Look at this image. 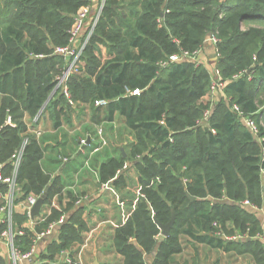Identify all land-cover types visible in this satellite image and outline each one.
I'll return each instance as SVG.
<instances>
[{
	"label": "trees",
	"instance_id": "obj_1",
	"mask_svg": "<svg viewBox=\"0 0 264 264\" xmlns=\"http://www.w3.org/2000/svg\"><path fill=\"white\" fill-rule=\"evenodd\" d=\"M92 3L0 0V162L9 174L11 155L27 135L16 177L19 200L48 187L46 204L58 197L61 207L18 238L23 250L63 214L69 217L40 260L54 262L83 242L88 229L84 207L77 208L82 195L68 190L70 200L63 203L75 159L64 144L48 147L36 138L25 115L49 103L59 128L71 123L75 105L88 104L92 125L120 117L128 132L125 155L121 147L106 149L97 167L100 186L110 184L122 200L131 198L130 214L114 236L122 264H177L189 239L264 264V218L252 210H264V0H106L81 72L67 81L70 97L53 94L55 76L67 67L55 50L69 43L77 12ZM244 21H250L247 28ZM212 35L219 39L215 68L224 87L207 101L213 78L194 56ZM8 116L15 125L5 124ZM243 117L256 122L257 135ZM64 159L70 161L59 171ZM131 169L137 195L125 191ZM173 214L170 235L163 236L158 222L169 223ZM238 234L247 237L227 239ZM0 264H9L1 254Z\"/></svg>",
	"mask_w": 264,
	"mask_h": 264
},
{
	"label": "crops",
	"instance_id": "obj_2",
	"mask_svg": "<svg viewBox=\"0 0 264 264\" xmlns=\"http://www.w3.org/2000/svg\"><path fill=\"white\" fill-rule=\"evenodd\" d=\"M92 1L91 12H95L99 0ZM242 25L243 28H247L250 25V21H244L242 22ZM208 38L203 46L197 51L196 60L203 63L210 72L215 68L213 64L216 60V52L214 44ZM102 47L105 49L106 47L103 45L100 46L102 58L106 59L107 49L106 52H103ZM206 100L213 101L214 95L210 93L206 97ZM86 106L87 107L83 108L81 105V107L77 108L80 111L79 114L78 112L75 113L76 108L74 109L71 115L70 124L62 121L63 125L59 128H55L54 117H52L51 112L49 111L48 116H44L38 126L42 130V137L46 146L52 147V145L58 143L64 144L69 154H72L71 159H75V162L71 163L72 166H74V169L72 168L70 173V180H68L70 183H68V187L64 189L63 203L66 204L70 200L66 194L68 190H72L75 193H80L82 195L81 200L77 202V204H79L77 208L79 206L84 207L82 219H84L88 227L87 230L82 232L84 241L87 239V246L82 253L83 264H96V262H98L97 264H122L123 257L117 252L116 247L114 246V236L119 223L124 222L125 218L130 214L129 211L131 205H128V201L131 198L128 197L125 200H122V194H120L113 186L110 185L109 188H103V185L100 186L98 184L99 174L97 167L99 163L104 160L107 153L104 152L103 154L100 150L101 135L98 134L99 130L101 127H107V125L110 126V130H114L117 125L124 127V120L118 117L112 124L104 123L98 126L92 125L90 117L91 109L88 104ZM24 121L29 127L32 125L31 117L27 114L25 115ZM13 125H15V123H13ZM90 125L92 133L91 135H88L86 134V127ZM124 135L127 136V134ZM81 136H87L88 141L87 144L79 150L78 137L80 138ZM117 147L122 146H116L115 148ZM48 153H50V149L47 150L46 155ZM111 153H113V151ZM69 161L70 160L67 159L66 161L65 159L64 161L62 160L59 166V171H62ZM130 173H132V177L130 176L132 184L130 183L125 191L131 190L132 193L137 195L139 194V187L135 184L137 174L134 169L130 170ZM56 202L59 205L58 197H56ZM45 208H47V205ZM252 210H256L257 215L262 219L264 218V210L256 209L255 207L252 208ZM19 212L20 215L17 214L18 223L21 226L29 227L30 224L26 216L21 211ZM260 238L264 241V233ZM189 241L190 242L186 245L184 251L176 256L177 264H254L250 256H244L243 259L245 260L239 261L237 259H240L241 256H238V254H235L233 251L226 252L221 249L207 247L201 243L194 244L190 239ZM49 243V241H40L38 243V251L36 255L38 259L46 252ZM83 243L75 244L72 247V251L74 253L78 252ZM0 254L5 256L8 260L7 246L2 240H0ZM233 257L236 258L235 261H232ZM151 260L152 256H149L148 262L150 263ZM47 264L58 263L53 261L49 262L47 260Z\"/></svg>",
	"mask_w": 264,
	"mask_h": 264
},
{
	"label": "built area",
	"instance_id": "obj_3",
	"mask_svg": "<svg viewBox=\"0 0 264 264\" xmlns=\"http://www.w3.org/2000/svg\"><path fill=\"white\" fill-rule=\"evenodd\" d=\"M106 0H99V3L96 7L95 12L96 16L89 20L92 8L91 5L83 6L77 12L75 21L72 25L70 31V39L69 43L66 46L58 47L55 50V53L62 55L65 57L66 61H68V65L65 68V71L62 72L61 78L57 79L58 87H62L61 92L65 94L66 97H70L69 90L67 87V81L69 78L77 73L81 72V59L82 53L86 48L90 38L94 34L95 28L101 18L103 8ZM93 19V20H92ZM92 20V21H91ZM91 21V27L89 31L85 32V27L87 22ZM85 36L84 44L81 47V50L77 52L73 46L74 41L78 36ZM215 47L216 56H219V51L217 48L219 39L212 35L208 38ZM197 53V52H196ZM196 55V54H195ZM179 59L178 56H172V60ZM195 59V56H194ZM219 74V71L216 70ZM56 85V89H57ZM224 87V83L219 78L217 81H213L211 86V92L221 91ZM55 91V90H54ZM139 91L136 90L135 93ZM54 93V92H53ZM97 104L106 105V101H98ZM235 110L239 111L237 105L234 106ZM43 109V108H42ZM42 113L40 112L36 115L35 119L32 121V125L29 127V131L33 133L36 138H40L42 135V130L39 128L38 124L40 121ZM208 115V112L206 113ZM241 115V113H240ZM245 124L251 129V131L257 135L259 132V128L256 122L248 117H243ZM5 124L13 125L11 116H8ZM1 129V127H0ZM98 134H102V129L99 130ZM88 137L83 139L81 143L87 144ZM29 143V137L25 135L22 140L19 148L15 150V152L11 155L10 158V173H4V163L0 162V240H2L7 246V258L10 264H47V260H40L37 255L38 251V243L40 241L51 242L54 238H57L60 235L61 226L67 221L68 216L63 214L57 221H54L49 224L48 228L42 232L37 234L35 237L32 247L29 251H24L21 244L18 242V238L26 235V229L30 228L34 230L35 226L39 222H43L47 219V217L51 214L52 209H61L60 205L57 204L56 198L53 199L51 204H46L43 206L40 215L33 218L31 216V210L36 204L38 198L41 195H36L31 193L25 197L24 200H19V197L22 195V189L17 183V173L20 168V165L23 161V157L25 154V149ZM66 161V159H65ZM264 179V174H263ZM103 188H109L110 184H103ZM244 204L249 205V201H245ZM47 205V208H45ZM21 211L27 218L29 222V227L21 226L17 221V212ZM127 218H125L126 220ZM246 235H235L231 237H227V239H242L246 238ZM83 243V242H82ZM87 246V239L84 241L78 252L74 253L72 249L62 251L57 259L54 262L58 264H83L82 261V253Z\"/></svg>",
	"mask_w": 264,
	"mask_h": 264
},
{
	"label": "rangeland",
	"instance_id": "obj_4",
	"mask_svg": "<svg viewBox=\"0 0 264 264\" xmlns=\"http://www.w3.org/2000/svg\"><path fill=\"white\" fill-rule=\"evenodd\" d=\"M96 12H91V14H90V17H89V20L91 19V18H93L94 16H96ZM93 20V19H92ZM91 20V21H92ZM91 21H89V22H87V25H86V27H85V32H87V31H89V28L91 27ZM85 37H86V35L85 36H78V38H76L75 39V41H74V46H73V48L77 51V52H79L80 50H81V47H82V45L84 44V41H85ZM103 48V52H106V49L104 48V47H102ZM83 53H84V51H83ZM83 53H82V58H80L81 59V65H83V63H84V61H83ZM195 59H196V55H195ZM218 59V57L216 56V60ZM216 60H215V62H214V66L216 65ZM67 65H68V61H67ZM217 69L216 68H214V70L212 71H210L211 72V76H212V78H213V81H217L218 79H219V74L217 73V71H216ZM65 71V70H64ZM61 76H62V74L61 75H56L55 76V80H57L58 78H61ZM57 85V84H56ZM55 90V91H54ZM53 90V94H55L56 92H59V91H61L62 90V87H58V85H57V89H56V87H55V89ZM210 93L211 94H213L214 95V97L216 96V95H221L222 94V91H217V92H211L210 91ZM52 94V95H53ZM51 95V96H52ZM49 104V103H48ZM48 104H46L45 105V107L43 108V109H41V110H39V112L37 113V114H33L32 112H28V113H26L27 115H29L30 117H31V120L33 121L34 119H35V117H36V115H38L40 112L42 113V115H41V118H40V121L43 119V117L44 116H48V110H47V107H48ZM83 106V108L84 107H87L86 105H82ZM77 106L75 105V108H76ZM81 107V106H80ZM79 108V107H78ZM78 112V114L80 113V111L76 108V110H75V113H77ZM82 113V112H81ZM39 121V122H40ZM110 128V126L109 125H107V127H101V129H102V134H101V136H100V142H101V151H102V153L104 154V152L106 153V149L109 151V153H111L113 150L112 149H114L116 146H123V142L125 141V139H127L128 138V133L126 132V130H124V127H122L121 125H117V127L116 128H114V130H110L109 129ZM124 134H127V136H125ZM43 135H41L40 137H42ZM83 139H86V136H81L80 138L78 137V141H79V150H80V148H82L83 146H85L86 145V143H81L82 142V140ZM88 141V140H87ZM114 144V145H113ZM105 147V148H104ZM104 148V149H103ZM121 148H123V147H121ZM103 149V150H102ZM128 167V166H127ZM132 170V169H131ZM130 174V176L132 177V173H129ZM132 193V192H131ZM132 194H135V193H132ZM238 256H241L240 257V259H237V260H239V261H242V260H245V259H243V257L244 256H248V255H239L238 254ZM5 257V256H4ZM251 258V257H250ZM236 260V258L235 257H233V259H232V261H235ZM241 263V262H240Z\"/></svg>",
	"mask_w": 264,
	"mask_h": 264
},
{
	"label": "water",
	"instance_id": "obj_5",
	"mask_svg": "<svg viewBox=\"0 0 264 264\" xmlns=\"http://www.w3.org/2000/svg\"><path fill=\"white\" fill-rule=\"evenodd\" d=\"M122 151H123V154L125 155V151L124 149L122 148ZM48 187L45 189V191L43 192V194L38 198L36 204L34 205V207L32 208L31 210V216L33 218H35L36 216L40 215L41 213V210L43 208V206L45 205L46 203V200L48 198ZM191 199H194L193 197ZM175 221V214H173V217L171 219V221L167 224H162V223H159V226L161 228V232L164 236H169L170 235V230L173 226V223ZM98 262H96L97 264Z\"/></svg>",
	"mask_w": 264,
	"mask_h": 264
}]
</instances>
